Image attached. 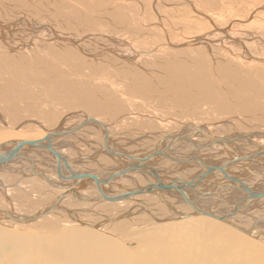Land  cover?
Segmentation results:
<instances>
[{"label": "rangeland", "instance_id": "1", "mask_svg": "<svg viewBox=\"0 0 264 264\" xmlns=\"http://www.w3.org/2000/svg\"><path fill=\"white\" fill-rule=\"evenodd\" d=\"M138 1L144 3L143 14L141 17H139L141 13L140 7H137L134 4H129V8H125L124 0L118 1L117 4H114L113 1L108 3V0H53V3L50 0H14V3L9 2L8 4L3 5L6 14L1 12L0 17L4 21L15 22L11 28L10 36L6 37L10 47L18 49L17 46L19 43H22V41L27 43L31 38H47L48 36H53V34L69 38L70 36L68 34L78 37L85 32L91 31V34H94L96 38H93V44L83 47L82 50L86 52L85 55L82 54L77 47L57 39H51L52 41L48 39L49 42H39L34 40L33 47H28L26 50L20 48L22 51L10 52L11 55L0 43V115L5 118L7 125L9 123V125L14 126V128L18 127L13 130L9 129L0 118V144L11 140L18 141L19 138L27 141L42 139L48 133L53 132L58 128V123L68 116L67 114V116L64 115L65 113L71 111L74 114L73 108L89 111L98 121L102 123L104 122L105 125L109 127V131L113 136V139L110 142L111 146L116 149L120 148L122 153L123 151L128 154L133 153L132 157H142L152 153L154 150L158 149L161 142L164 141L162 139L169 137L172 132H180V130L187 124L202 123V126H205L207 123L211 124V127L213 128L210 132L213 134L215 133V136H238L241 135L243 131H246V133L264 131V64L261 62L263 65L260 67H256L254 66L255 64H253L257 60L264 59V46H255L253 43L249 42L252 41L253 36L261 35L264 37V23L262 22L264 21V0L259 2L263 5L261 10L262 17H259L251 23L249 25L251 26L250 28L249 26H240L236 23V19L244 17L248 11V8H246L248 4L244 0H195L198 1L201 8H208L209 16L213 17L214 22L216 23H214L215 27L220 28L228 23H233L231 35L247 39V41L244 42L246 48L242 45L239 46V44L236 43H232L231 46L236 53H238L239 50L241 55L245 57L238 60L234 69L229 65L220 66L219 72L209 77V88L207 90H204L201 87L197 88L192 83L184 82L180 76L183 64L170 61V58L172 60L175 58L169 54L167 55L168 60L164 67L157 66V59L153 58V56L142 57V62H140V64H132L128 61L131 68L130 73L127 74L122 72V69L125 66V60L122 61L120 59L119 63H117L118 58H115L104 51L107 46L112 44L113 37L116 39L130 38L139 47H151L154 43L156 36H158L157 32L160 29L159 25H155L157 15L153 10H150L152 4L149 6V0ZM171 1L172 0H160L159 2L162 3L158 8L161 12L159 14L162 15L159 19L162 20L164 27L167 26L166 29L168 28V30L173 24L181 26L180 21L183 19V16L181 15L175 18L172 14H169L171 11ZM214 3H216V6ZM117 16L123 19L124 22L117 23ZM190 16L193 17L194 14L191 12V9H188L187 17L191 22H194L195 18H190ZM80 21H87V24L90 23V25H87V27H81L78 23ZM110 21H112L113 24H110ZM206 22L208 21L206 20ZM27 23L31 24L33 31H29L26 28ZM143 23L146 27H144ZM207 24L211 25V23ZM193 25L194 24L189 25L183 30V32H187L189 27H192L189 31L197 33L200 29ZM203 27L207 28L205 25L201 24L200 28ZM31 33L34 34L32 35ZM172 35L174 34L172 33ZM175 38V41H177L178 38L180 39V36L178 35ZM45 40L46 39H42V41ZM116 45L121 46L120 44L118 45V43ZM99 52L100 54L97 57L100 59L99 61L96 58H90V53L98 54ZM129 53L132 54V57L135 56L132 51ZM119 54L126 56L122 52ZM8 57L10 59H8ZM101 57L103 59H101ZM185 62L186 64L192 65L194 63V58H188ZM228 62H230L229 57ZM109 63L114 65L111 68L114 75L110 73V79L112 78L113 83L117 85L118 88H122L121 92L111 91L106 82H103L105 85L103 84L104 86H102V83L94 79L89 82L85 81L89 78H94L95 75L99 76L101 71L100 67H105ZM219 63H222L221 60ZM117 71L121 73V75L116 74ZM228 71L234 73L232 79L225 75ZM32 76L40 78L42 84H37V81H35ZM79 77H81V81L78 80ZM117 77H120L121 79H118ZM219 80L220 83L218 82ZM44 85H52L51 89L48 90L51 93L47 91V88ZM210 88L216 89L218 93L214 94ZM255 88L259 95L253 93ZM210 92L212 93V96L207 98L205 93ZM48 93L50 94V97H54L49 99ZM53 93H57V95H53ZM62 94H67L73 98L68 99L67 97H64L66 99H63ZM44 95L47 96V100L45 99L46 97L44 98ZM57 101L59 103L54 105ZM55 110L58 115L55 113ZM248 115L253 116L252 118L256 117L257 119H251ZM45 118H47L48 121H45ZM25 120L26 123L23 122ZM177 120L178 123L175 122ZM80 121L81 118H74L73 122H71V124L69 123L70 125H68V128L70 126L73 127ZM23 123L25 125H23ZM215 128H219L220 130ZM97 129L96 126L87 127L81 130V132L79 131L75 134L57 139L56 149L62 151V154L65 153V158L76 162V165H71L77 172V168L79 169L80 172L78 173H83V171L85 174L93 173V175L94 171H96L95 175L102 173L101 166L94 167V163H91L93 160L90 158H83L85 156H96L97 151L99 153V150L101 151L102 147L105 146L101 136L97 133ZM186 131L188 134H190V132L193 133L194 128L191 127L188 128V130L186 129L183 131L182 135H188ZM13 134L15 135V138L18 139H11L12 137L10 136ZM22 135L27 136L21 137ZM198 138L199 136H196L195 141L205 142L206 140ZM65 140L70 141L66 142ZM248 140L253 141L254 139ZM64 141L67 144H63ZM59 143H62V145L58 146ZM206 143L209 142L206 141ZM263 143L264 142L261 141L256 142V144L253 145L257 148L258 145H262ZM241 144L244 145L242 151L245 150L244 153L246 154L256 149L253 148V146L248 145L247 142H241ZM247 146L252 148L249 149L250 147L248 148ZM190 148L191 147L186 140H183V142L179 141L173 147V149H177V152L172 150V153L177 155V153H179L178 151L182 152L184 149L185 151L182 157H189V155H194L196 153H199L196 156H202L203 152H196ZM226 149L230 152L229 155L228 153L223 152L221 153L223 156L218 157L215 160L211 159L212 161L201 159L208 162V164L223 165L239 154L238 151L233 149L232 144H214L212 151L218 152L219 150V152H222ZM257 151L258 150H256V152ZM40 154V157H37V155L32 152L26 154L36 162L35 173L49 175V173H51L49 172L50 170L55 173L57 182L62 184L60 178L56 174L55 159L45 150L41 151ZM204 155L206 154H203V156ZM258 160L263 161L264 156ZM29 161L31 160L15 159L10 165L4 168L8 170V172H1L0 175H6L7 177L5 182L11 183V185H6L4 187L5 194L2 192L3 189H0V211L8 210L11 213L14 212L15 215L18 214L17 216L33 215L43 211L44 208L46 209L49 203H51L60 193L59 191H63L53 189L46 183L44 178L31 174ZM40 161H47V165L50 166L49 170L48 168L41 166L39 163ZM160 161L162 162L163 159L158 160V162ZM164 162L169 163L171 167L178 166L171 161L168 162L167 160H164ZM111 164H109L107 168L114 167V164ZM158 164L155 163V168L157 169L160 168L158 167ZM241 166L242 165L239 167ZM180 167L182 166H178L177 168ZM188 167L194 170V172L191 173H194L193 176L196 174L198 175L202 170L201 167L199 166V168L197 165ZM18 168L24 170V175L17 174V172H9ZM27 170H29V172H27ZM256 171H254L255 174L251 173L250 177L245 179V183L253 185L257 182H261L255 187L256 189H260L264 186V180L262 181V178H264V169L259 170L261 174ZM191 174L189 172V175ZM176 175L179 179H188V176L184 177L182 172ZM134 176L135 175L127 176L125 180L134 178ZM214 176H212L215 180L214 182H216L217 177L218 180L224 179L220 175ZM213 179L210 178L209 180ZM125 180L121 179L116 181L112 186H116L117 184L118 188H111L110 192L119 193L126 190L120 186L127 183ZM2 182L4 183V180ZM39 185L40 187H36ZM131 185L134 186L133 183H131ZM76 189L80 192L79 196H81L82 192L86 193L87 191L92 192L95 190L92 185H81L76 187ZM164 195L166 194H163V196ZM175 195L176 194H174V196ZM229 195L230 194H227L224 197L230 200L231 196ZM233 195L237 198L239 197L238 192H234ZM73 196L72 193L68 194V199L65 198L58 204V206H56L57 210H61V212H59L60 215H56L57 210H54L55 212H52L53 215L48 218L47 221L57 219L61 222H71L70 218H72V222H79L80 224L87 222L86 220L93 222L92 217H88L90 219H87L84 217V214L91 212L96 215V212L104 206L103 204L108 203L109 206L115 207L106 215H100L95 218L94 222H96V224L94 226L97 228L94 229L101 231L103 234L113 236L120 243L127 246L129 251L137 247L139 240L148 232L149 228H151V223L149 221L152 222V217L148 214L157 211L156 205L151 207L148 203L146 207L152 209V212L151 210L149 211L148 208L145 211L130 209L129 207H132V205L133 208L138 206L134 203H131V206H128L129 203H127V206L120 208L114 202H108L103 199L82 202V200H84L83 198H74ZM171 196L173 195L171 194ZM142 199L145 198H141V202H147V200ZM138 200H140V198ZM169 200V204H171L170 202H174L173 198H169ZM217 200H220V198H217ZM224 200L225 199L222 201ZM179 201L181 202L180 199ZM222 201L215 200L217 203L211 206L218 208L219 206L216 205L222 203ZM230 204L226 205V208L231 210ZM165 206L164 208L168 211L169 206ZM65 208L71 213L70 218H68L67 211H63ZM187 208L186 211L193 212V214L195 213L188 206ZM224 209L225 207L223 206V210ZM247 209L240 211L238 215L234 216V222H239L241 226H252L255 223L262 224L261 222H264V214H261V212L264 211H260L264 209V200L257 201L256 204H253L252 207H249L248 210ZM130 211H132L131 214L134 216L131 214L129 215ZM75 212H80L81 215L77 217V215H74L76 214ZM82 212L84 214H82ZM116 214H118L116 217L119 218L120 216L122 218V222L128 221L129 224H122L123 226L112 231V227L109 228V225H116L119 222L113 224L110 222L108 223V220ZM122 214H128L129 216L127 218L124 217L125 219H123ZM11 221L12 220L2 218L0 220V226H6L8 229H13L17 232H20L19 229L25 230L22 228L24 226L22 223L12 221L14 223V225H12ZM45 224L46 223L43 225ZM43 225L38 227L43 228ZM35 227L30 226L28 232H35ZM49 227H54L51 231L54 230L55 233H58L60 230L57 226ZM256 229H251V232H253V230L255 232ZM25 231L27 232V230ZM263 233L264 229L257 230L255 232V238L252 237L251 239H253L254 242L257 241L256 243L264 247V238L261 237ZM245 235L249 236V234Z\"/></svg>", "mask_w": 264, "mask_h": 264}, {"label": "bare ground", "instance_id": "2", "mask_svg": "<svg viewBox=\"0 0 264 264\" xmlns=\"http://www.w3.org/2000/svg\"><path fill=\"white\" fill-rule=\"evenodd\" d=\"M16 1H19V0H16ZM50 1H52V3H53V0H50ZM112 1L114 2V4H117V2L120 0H108V3H111ZM124 1H125V3H124L125 8H129V4H134L135 6L140 7L141 13H140L139 17L142 16L144 3H141V1H138V0H124ZM126 1H127V3H126ZM159 1L160 0H149V2H150L149 6L152 4L150 10H153L155 12V14L157 15V18H156L157 20L155 21V25L156 26L159 25V27H160L159 31L157 32L158 36H156L155 41L151 45V47H139L130 38L116 39L115 37H113V40H112L113 42L111 41L112 44L107 46L104 49V51L106 53L112 55L115 58H118L117 63H119L120 59L122 61L125 60V66L122 69L123 73H127V74L130 73L131 67H130L128 61L131 62L132 64H140V62H142L141 61L142 57H152L153 56V58L157 59L156 65L164 67V66H166V62L168 60L167 55L169 54L175 58L174 60H172L170 58V61L180 62L183 64V66H182L183 69L181 70L180 76L182 77L184 82L192 83L197 88L201 87L204 90H207L209 88L208 87L209 77L211 75L219 72L220 66L229 65V66H232L234 69L236 67L235 64H237L238 60L245 57V56L241 55L239 50H238V53H236L231 48L232 43L239 44V46L242 45L243 47L246 48V46H244V42L247 41V39H245L243 37H239V36L236 37L235 35H231L233 23H228L227 25L222 26L220 28L215 27L216 23L214 22L213 17L209 16L208 8H205V9L201 8L199 6L198 1H195V0H172L171 1V8H170L171 11L169 12V14H172L173 17H175V18H177L179 15H181V16H183V19H182V21H180L181 26H178V25L176 26V24L172 23L173 26H171L168 30V28L166 29L167 26L164 27L162 20L159 19L160 17H162V15L159 14V13H161L160 10H158V8L160 7V4L162 2H159ZM244 1L248 4L247 7L244 5L246 8H248V11L246 12L244 17H241L240 19H236V23H238V25H240V26H249L256 19H258L259 17H262L261 10L263 8V5L259 2H262L263 0H244ZM9 2L14 3V0H0V14H1V12L6 14V12L3 9V5H6ZM253 4H255V5H253ZM175 5H178V6H175ZM214 5L216 6V3H214ZM188 9H191V12L194 14L193 17L190 16V18H195L194 22H191L187 17ZM116 20H117V23L124 22V20L119 18L118 16H117ZM206 20L208 22H206ZM157 22H159V23H157ZM262 22L264 23V21H262ZM78 23L81 27H87V25H90V23L87 24V21H83V22L80 21ZM207 23H211V25H209ZM14 24H15V22L4 21L0 17V43L6 50L9 51V54H10V52H18V51L26 50V49H28V47H33V41L34 40L39 41V42H49V40H51V39L52 40L57 39L59 41H63L67 44H70V45L77 47L80 50V52L85 55L86 52H84L82 50L83 47H86L90 44H93L94 43L93 38H96V36L94 34H91V31L85 32L78 37H74V36L68 34L70 36L69 38L64 37V36H60L57 34H53V36H48L47 38H40V37H36L34 39L31 38V39H29V42H27V43H24L22 41V43L18 44V46H17L18 49H16V48L10 47V44L8 43V41L6 39V37L10 36V31H11V28L13 27ZM110 24H113V22L110 21ZM191 24H194L193 26H196L200 30L197 33H192L189 31L192 27H189L187 32H183V30ZM201 24L205 25L207 28H205V27L200 28ZM133 25H134V21H133ZM31 27H32L31 24L27 23L26 28L29 31H33ZM48 27H50V26H48ZM144 27H146L145 24H144ZM250 27L251 26H249V28ZM160 31H161V36H160ZM172 33L175 36L172 35ZM31 34L33 35L34 33H31ZM178 35L180 36V39L178 38V40L175 41L176 40L175 37H177ZM42 39L43 40L46 39V40L42 41ZM249 42L253 43L255 46H264V37L261 35L253 36L252 41H249ZM117 43H118V45L120 44L121 46H117L116 45ZM20 48H24V49L21 50ZM130 51H132L135 54L134 57H132V54L129 53ZM120 52H122L126 56H122L121 54H119ZM99 54H100V52L98 54L90 53L89 55H90L91 59L96 58L99 61L100 59L97 58L99 56ZM228 57L230 58V62H228ZM188 58H194V63L192 65L186 64L185 60ZM8 59H10V58L8 57ZM101 59H103V58L101 57ZM220 60L222 62L221 64L219 63ZM261 62L264 64V59L263 60H257L253 64H255L254 66H256V67H260L263 65ZM113 66L114 65L109 63L105 67H100L101 71H100L99 76L95 75L94 78H89L88 80H85L84 78H82V79L85 81H88V82L92 81L93 79L97 80L100 83H102L101 84L102 86L105 85V83H103V82H106V83H108L107 85H109V89L111 91L121 92L122 88H118L117 85H115L113 83L112 78L110 79V76H111L110 73H112L111 68ZM116 74L121 75V73H119L118 71L116 72ZM225 75L230 79H232L234 77V73L230 72V71L226 72ZM32 77L35 79V81H37V84H42L40 78H36L34 76H32ZM117 78L121 79L120 77H117ZM78 80L81 81V77H79ZM218 82L220 83V80ZM38 86H40V85H38ZM44 86H46L47 91H48L51 89L52 85H44ZM237 88H238V86H237ZM210 90L214 94L218 93V91L214 88H210ZM47 91H46V93H47ZM40 92H42V91H40ZM48 92L51 93L50 91H48ZM253 93L258 94L256 88H255V91H253ZM53 95H57V93H53ZM205 95L207 98H209L212 96V93L211 92L205 93ZM62 96H63L62 97L63 99H66L64 97H67L68 99L73 98V97L68 96L67 94H62ZM53 97L54 96L50 97V94H49V99L53 98ZM44 98L47 100V96L44 95ZM56 103H59V102L58 101L55 102L54 105H56ZM45 107H47V106H45ZM78 110H79V113H78ZM42 111H43V109H42ZM73 111H74V114L71 111L67 112V113L64 112L65 113L64 115L67 114L68 116L66 115L67 117L65 119H62L58 123L57 129H62V130L68 131V130H71L72 128H74L75 126H77L78 124L82 123L88 117L96 119L94 116L91 115V113L89 111L80 110L79 108L78 109L73 108ZM56 112L57 111L55 110V113ZM245 115H247V114H245ZM249 117H251V119L256 118V117L252 118L253 116H249ZM0 118L7 125V121L5 120V118L2 115H0ZM74 118H81V121L79 123H77L76 125H74L73 127L70 126L68 128V125H70L71 122H73ZM26 120L23 122L26 123ZM44 120L48 121L47 118H45ZM241 121H243V120H241ZM20 122H19V124H20ZM175 122L178 123V120ZM24 123H23V125H25ZM92 126H96V125H88V126L84 127L83 129H85L87 127H92ZM7 127L9 129H12V130L18 128V127L14 128V126L9 125V123H8ZM96 127L98 128L97 133L101 136L102 140L104 141L105 140L104 129H102L101 127H98V126H96ZM191 127L194 128L193 133L190 132V134H188L186 131V133L188 135H185V136H192L194 138L191 139V141H192L191 143L188 141L187 142L189 143L190 147L193 150H195L196 152H203V154H206V155H204L205 157L203 156V154H202V156H199L202 159H206V161L207 160L212 161L218 157L223 156V154H221L223 152L228 153V155L230 152L227 149L222 151V152H219V150H221V149H219L218 152L217 151L213 152L212 150H213L214 145L212 146V145H208V143H206L207 140H205V138H204L205 134H208L212 137H217V138H222V139L227 140L228 141L227 144H232L233 149H235L236 151L239 152V154H237L236 157L242 156V155H251L254 152H256V150H259L260 148L264 147V143L262 145H258L257 148L254 147L256 142H261V141L264 142V131H262V132H249V133H246V131H243V133L241 135H238V136H225V135H219V136L216 135L215 136V133L213 134L210 132L213 127H211V124H208V123L205 126H202V123H193V124H189V125L187 124L186 126H184L180 130V132L177 131V132L170 133L171 134L169 136L170 138L161 142L162 145L160 144L159 147L161 146L160 147L161 149L168 147L173 142V140L175 139V136L182 135L183 131H185L186 129L188 130V128H191ZM107 128H108V132L110 134L109 139H108V143H107L108 144L107 149L111 152H121L122 153L120 148L116 149V148L111 146L110 142L112 141L113 136H112L111 132L109 131V127H107ZM219 128H215V129H219ZM83 129H81V130H83ZM81 130H80V132H81ZM200 132H203L204 134L202 135V134H200ZM23 136L24 135H22L21 137H23ZM26 136H24V137H26ZM196 136H199L198 139H203V140H205V142L195 141ZM10 137H12L11 139H14L15 135L13 134ZM44 138H42V139H44ZM233 138H238V139H236L234 142H231V140H233ZM15 139H18V138H15ZM42 139H39V140H42ZM248 139H254L255 141L254 140L249 141ZM256 140H258V141H256ZM18 141H27V140L19 138ZM36 141H38V140H36ZM57 141H58L57 139L54 140L55 148H56ZM65 141L69 142L70 140H65ZM65 141L63 144H67ZM4 142H6V141H4ZM11 142H15V141L11 140V141H8L6 143H11ZM241 142H243V143L247 142L248 145L253 146V148H256V149L252 152L248 151L250 153L246 154V153H244L245 150L242 151V149H244V145H242ZM6 143H3V144H6ZM3 144H0V145H3ZM61 145H62V143L58 144V146H61ZM173 147L174 146H172L170 153H172V150H175V149H173ZM58 148H60V147H58ZM215 148H217V147H215ZM251 148L252 147H250L249 149H251ZM231 149H230V151H231ZM175 151L177 152V149ZM184 151L185 150L183 149L182 152L178 151L179 153H177V155H175V153H174V155L178 156V157H182V155H184ZM58 152L62 154V151H58ZM33 153L36 154L37 157H40V155H41L40 153H37V152H33ZM123 153H125L129 156L133 155V153L128 154L124 151H123ZM198 154L199 153H196L194 155L192 154L189 156H196ZM62 155L64 157H66L65 153ZM83 158L84 159L90 158L91 160H93L91 163H94V167H98V166L100 167L101 166V170H102L101 172L102 173L99 174V177H101V178H106L107 175L109 174L108 172H111V171L116 172V171L123 169L126 166V164L131 165V166L136 164V163L131 162V161L128 162V161H126V159L125 160L120 159L121 157L118 159H114L113 156L105 149V146L102 147L101 151L99 150V153L97 151L96 156H92V157L85 156ZM77 159H79V158H77ZM162 159H163L162 162L161 161L158 162V160H162ZM158 160L153 162L152 165L154 164L153 167L155 168V163H157V164L159 163L158 167H160L159 168L160 170L157 168L156 169L160 173H162V175H165L166 181H168V182H172L173 180L179 179L176 174L181 173V172L184 175V177L188 176L187 177L188 179H194L197 175L196 174L195 176H193L194 173L191 174L192 172H194V170H192L190 167H188L190 165L184 166L182 164L177 163L176 161L167 160L166 158H159ZM164 160H167L168 162L171 161L172 163H174L178 166H182V167H180V168H177L178 166L177 167H171V165H169V163H167V162H164ZM67 161H68V163H70L69 164L70 168L74 172H77L75 169L72 168V165H71V164L76 165L75 164L76 162H74L71 159H67ZM46 162L40 161L39 163L41 166L46 167L49 170L50 166L47 165ZM111 163L114 164V167L107 168V166ZM29 165L31 167L30 168L31 173H32V169L34 171L36 170L35 160H34V164L29 161ZM212 165H216V164H212ZM240 165H242V166L239 167ZM56 166H57V164H56ZM262 166H264V160L256 162V163L244 161V162L238 163L235 166H233L232 168H230L228 170V172L230 174L232 172L235 177H238L241 179L243 178V180H244V178L248 179L252 172L258 170V171H256L258 173L259 170H263L264 167H262ZM19 169L20 168L14 169V171H9V172H13V173L17 172V174L19 173V174L24 175V172H23L24 170H22V169L19 170ZM77 170H78V172H80L78 168H77ZM2 171L8 172V170L4 169V170L0 171V174ZM19 171H21V172H19ZM98 171H100V170H98ZM202 171H203V169L201 170V172ZM27 172H29V170H27ZM49 172H51V173H49V175L43 174V173H40V174H43L44 176L47 177V179L45 181L53 189L63 190V191H59L60 193L57 195V197H59L62 194H64V195L66 194L67 195L66 198H67L68 194H70L68 192L72 191L75 193V196H76V197L73 196L74 198L81 197L84 200L90 199L87 202H91V201H95L97 197L101 196L100 193L98 192L96 185L93 184L92 182L87 184V186L92 185L95 190L92 192L87 191L86 193L82 192L81 196H79L80 192H78V190L76 189V187H78V186H74L71 189H64L62 186H66V187L70 186L71 181L68 179H65V180L60 179L61 183H62V184H60L59 182H57V179L55 178V173L50 171V170H49ZM95 172L96 171H94V175H95ZM189 172L191 175H189ZM83 173H84V171H83ZM200 173H198V174H200ZM91 174L93 175V173H91ZM263 174H264V172H263ZM130 175L131 176L135 175V176H134V178H129V179L125 180L127 178V176H130ZM127 176H125L123 178L125 180V182H127V183L120 185L121 187L125 188L126 190H124L123 192H119V193H111L110 192L111 188L112 189H114V187L118 188L117 184H116V186H112V185H114V184H112V185H110L109 188L104 189V192H106L107 194H109L111 196H114V195L122 194L124 192H128L129 190H132V189H138V188L145 187L148 184L153 182V179L150 176L144 175L143 173H132V174H128ZM251 177H252V175H251ZM6 178H7L6 175H0V189L1 190L3 189V191H2L3 194H5L4 193V187L6 185H11V183L5 182V180H7ZM211 179H213V178L211 177ZM3 180H4V183L2 182ZM217 180H218V177H217ZM263 180H264V178H262V181ZM218 181H222V180L219 179ZM144 182H145V184H144ZM1 183H2V185H1ZM131 183H133L134 186H132ZM247 183H249V182H247ZM258 183H261V182H257L253 185L251 184L249 186L255 188ZM211 185L212 184H203L202 186H199L197 188L196 192L194 191L190 194V197L194 198V200H196L197 198L200 197V195L202 193L209 191L210 188L212 187ZM79 186H81V185H79ZM82 186H86V185H82ZM36 187H40V185L36 186ZM127 188H130V189H127ZM217 192H218L217 196L216 195H207V196L202 195L200 197L201 199L199 198V200L195 201V205L202 210L211 212L217 216H222V215L228 214L230 211H232L233 206L237 202L238 198L239 197L241 198V195L237 198V197H235V195H233L234 192H231L229 190L217 191ZM223 193H225V194L223 195ZM163 194H166V195L163 196ZM171 194L173 196H171ZM174 194L173 193H161L160 195H157L154 193L153 194H143V195H136L134 197H130L127 200H123L120 202H114L120 208H124V206H127L126 205L127 203H129L128 206H131V203L137 204L138 206H135L133 208V205H132V207H129V208L130 209L131 208L132 209H139V211H142V210L145 211L148 208V207H146L147 203L151 207L154 205L157 206L156 207L157 211H154L153 213L148 214L152 217V222L149 221L151 223V228H149L148 232L139 240L137 247L133 248L130 251H129V248L127 246L120 243L113 236L103 234V233H101V231L94 229V228H97L96 226H94L96 224V222H94L95 218L97 216H100V215L101 216L106 215L115 206L111 207L108 205V203H104L103 204L104 206H102L96 212V215L91 213V212H87L85 214L82 212V214H84V217H86L87 219H90L88 217H92L93 222L88 221V220H86L87 222H84L83 224L82 223L80 224L79 222H72V218H70L71 213L68 212V210H66L67 207L63 211H67L68 218L71 219V222H61L60 220H57V219H51V220L47 221V219L53 215L52 212L54 210H57L56 207L54 209H52L53 202L57 198L55 196L56 198L51 203H49V205L47 206L46 209L44 208L43 211H40V212L35 213L33 215H29V216H34V215H40L41 216L42 213L49 212L46 216H43L40 219L35 220L33 222L31 221V222L22 223L24 225L22 228L27 230V232L25 230H22V229H19L20 232H17V231H14L13 229H8V227H6V226H0V264H264V247L262 245L256 243L257 241L254 242L253 239H251L252 237L255 238V235H256L255 232L257 230L264 229V222H261L262 224L255 223L252 226L251 225L241 226V224L239 222H234V218L229 219L227 222H222V221H219L217 219H214V218H211L208 216H202V215L200 216L197 213L193 214V212L186 211V209H188L187 205L182 201L181 197L178 194H176L175 196H174ZM227 194H230L229 196H231L232 200L231 199L229 200V199L224 197ZM70 197H69V199H70ZM168 197L174 199V202H170L172 204V206H169L170 200ZM139 198H140V200H138ZM141 198H145L142 200H147V202H144V201L141 202ZM217 198H220V200H217ZM179 199L181 200V202L179 201ZM223 199H225V200L222 201ZM215 200L216 201H222V203L216 205V206H219L218 208H209V207H207L208 205L207 206L205 205L206 203H208L209 205H215L217 203V202H215ZM261 200L263 201L264 199H260L258 201H261ZM66 201H69V200H66ZM71 203H72V201H71ZM228 204L231 205V210L226 208L227 207L226 205H228ZM165 205L169 206L168 209L170 211L169 210L167 211V209L164 208ZM222 205L225 207L224 210L226 212L223 210ZM73 208H76V207H73ZM50 210H52V211H50ZM148 210L149 211L151 210V212H152V209L148 208ZM83 211H84V208H83ZM132 211H130L129 215L132 213ZM260 211H264V209L260 210ZM59 212H61V210H57L56 215H60ZM80 212L79 213L75 212L76 214H74V215H77V217H79L81 215ZM3 213H9L11 215H14V217H20L21 216V215L17 216L18 214L15 215L14 212L11 213L8 210H5V211H0V217H1L0 220L2 218L3 219L6 218V217L2 216ZM262 213L264 214V212H261V214ZM122 215H123L122 216L123 219H125L124 217L127 218L129 216L128 214L127 215L122 214ZM29 216H23V217H29ZM116 216H118V214L114 215L112 218H109V220H108V223L110 222L113 224L119 222L116 225H109L110 226L109 228L112 227V231H115L117 228L123 226L122 224H129L128 221L122 222L123 220H121L122 218L120 216H119V218ZM132 216H134V215H132ZM149 219H150V217H149ZM144 220H146V219H144ZM44 223H46V224L43 225ZM9 224H10V222H9ZM11 224L14 225L13 222ZM41 225H43L44 227L39 228L38 226H41ZM26 226H28V227H26ZM30 226H33V227L36 226L35 227L36 229H34L35 232L34 231L28 232V229ZM49 226H57L58 228H60V230L58 233H55L54 230L51 231L52 228H54V227H49ZM258 226H260V227H258ZM47 227H49V228H47ZM245 227H246V229H245ZM250 228L254 229V230L256 228H258V229H256L255 232H254V230H253V232H251ZM245 234H249V236L245 235ZM261 237L264 238V233L261 235Z\"/></svg>", "mask_w": 264, "mask_h": 264}, {"label": "water", "instance_id": "3", "mask_svg": "<svg viewBox=\"0 0 264 264\" xmlns=\"http://www.w3.org/2000/svg\"><path fill=\"white\" fill-rule=\"evenodd\" d=\"M88 125H96L98 127H101L104 129L105 132V149L113 156L114 159H126V161H131L136 163L135 165H127L116 172H108L106 178H101L99 175H92V174H85V173H78L74 172L67 161V159L58 152V150L54 146V140L60 139L63 137H66L68 135L74 134L84 127ZM200 134H204L203 132H200ZM109 132L107 126L98 121L94 118H86L82 123L78 124L71 130H62V129H56L53 132L48 133L44 139L38 140V141H15L11 143H6L3 145H0V171L3 170L6 166L11 164L15 159H30L33 164L34 160L29 158L26 154L29 152H37L41 153V151H47L56 161V174L60 179H68L71 181L70 186H62L64 189H71L74 186L79 185H87L89 183H93L96 185L100 197H97L96 199H103L108 202H120L123 200H127L130 197H134L136 195H143V194H157L160 195L161 193H175L178 194L182 201L189 206L195 213L202 216H208L214 219H217L222 222H227L229 219H232L234 216L238 215L240 211H243L249 207H252L253 204H255L258 200L264 199V187L261 189L253 188L245 183V178H238L235 177L232 173L230 174L228 170L235 166L238 163L248 161V162H259V158L264 156V147L260 148L257 152H254L251 155H242L238 157H233L231 160H229L227 163H224L223 165H212L208 164L205 160H202L199 156H189V157H178L174 154L170 153L172 146H174L179 141L186 140L188 142H192L191 139L192 136H185V135H178L175 136V139L173 142L166 148L161 149L160 147L156 149L153 153H150L146 156L142 157H132L125 153L121 152H111L107 149V143L109 139ZM170 137L164 138L162 140H167ZM204 138L209 142L208 145H214V144H227L228 141L222 138L212 137L208 134H205ZM238 138H233L231 142H234ZM158 158H166L167 160L176 161L179 164H182L184 166H200L203 171L198 174L194 179H176L172 182L166 181L165 175H162L156 168L153 167L152 163L155 162ZM132 173H143L144 175L150 176L153 179V182L148 184L145 187L138 188V189H132L128 192H124L122 194L111 196L104 192V189H107L110 187V185L114 184L116 181L123 179L128 174ZM254 174V172H252ZM35 176H41L44 178V180L47 179L46 176L40 173H35V171L32 169V173ZM214 175H220L224 179L222 181H216L215 180H209ZM67 178H66V177ZM165 178V179H164ZM49 179V178H48ZM211 183L212 187L209 191L202 193V195H218L217 191H226L229 190L231 192H238L239 196L241 195V198L239 197L235 205L233 206V209L230 213L224 214L222 216H217L211 212L202 210L198 208L195 205V201L199 200L197 198L194 200V198L190 197V194L192 192H196L197 188L199 186H202L203 184ZM217 183V184H216ZM215 189V190H214ZM72 193L75 196L74 192H68ZM67 193V194H68ZM225 194V193H223ZM66 194H62L59 197L56 198V200L53 202L52 209H54L62 200L66 198ZM76 197V196H75ZM95 199V198H94ZM201 199V198H200ZM90 199L82 200V202H87ZM169 206H172L170 204ZM52 211V210H50ZM49 212H44L42 215H34L29 217H14V215H11L9 213H3L2 216L6 217L8 220H12L14 222L18 223H26V222H33L35 220L40 219L43 216H46ZM187 217V216H186Z\"/></svg>", "mask_w": 264, "mask_h": 264}, {"label": "crops", "instance_id": "4", "mask_svg": "<svg viewBox=\"0 0 264 264\" xmlns=\"http://www.w3.org/2000/svg\"><path fill=\"white\" fill-rule=\"evenodd\" d=\"M205 205L207 206V205H209V204L206 203ZM209 206H210V207H209ZM209 206H207V207H209V208H214V206H211V205H209ZM215 208H217V207H215Z\"/></svg>", "mask_w": 264, "mask_h": 264}]
</instances>
